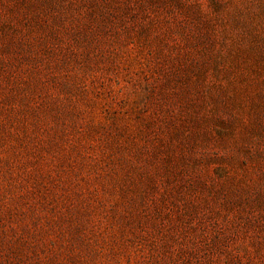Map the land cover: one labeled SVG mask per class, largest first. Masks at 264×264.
I'll list each match as a JSON object with an SVG mask.
<instances>
[{
    "label": "rangeland",
    "instance_id": "1",
    "mask_svg": "<svg viewBox=\"0 0 264 264\" xmlns=\"http://www.w3.org/2000/svg\"><path fill=\"white\" fill-rule=\"evenodd\" d=\"M0 264H264V0H0Z\"/></svg>",
    "mask_w": 264,
    "mask_h": 264
}]
</instances>
